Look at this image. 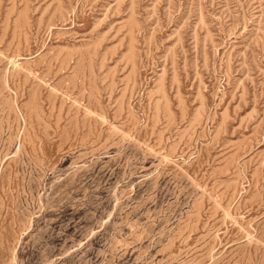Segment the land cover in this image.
<instances>
[{
  "label": "rangeland",
  "instance_id": "374dc122",
  "mask_svg": "<svg viewBox=\"0 0 264 264\" xmlns=\"http://www.w3.org/2000/svg\"><path fill=\"white\" fill-rule=\"evenodd\" d=\"M0 264H264V0H0Z\"/></svg>",
  "mask_w": 264,
  "mask_h": 264
}]
</instances>
